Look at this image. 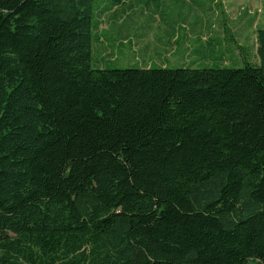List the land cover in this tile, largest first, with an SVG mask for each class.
Wrapping results in <instances>:
<instances>
[{"label": "trees", "instance_id": "1", "mask_svg": "<svg viewBox=\"0 0 264 264\" xmlns=\"http://www.w3.org/2000/svg\"><path fill=\"white\" fill-rule=\"evenodd\" d=\"M134 2L0 0V264H264V28L258 64L105 67Z\"/></svg>", "mask_w": 264, "mask_h": 264}, {"label": "crops", "instance_id": "2", "mask_svg": "<svg viewBox=\"0 0 264 264\" xmlns=\"http://www.w3.org/2000/svg\"><path fill=\"white\" fill-rule=\"evenodd\" d=\"M209 4L207 15L196 0H135L119 15V22L130 19V23L119 28L117 48L128 47L132 62H143L140 68L199 67L215 56L226 65L231 53L239 58L237 46L244 44L238 35L243 32L240 35L247 38L248 28L238 30L229 14L230 0H209ZM192 17L198 18L197 24Z\"/></svg>", "mask_w": 264, "mask_h": 264}, {"label": "rangeland", "instance_id": "3", "mask_svg": "<svg viewBox=\"0 0 264 264\" xmlns=\"http://www.w3.org/2000/svg\"><path fill=\"white\" fill-rule=\"evenodd\" d=\"M195 1V0H193ZM200 6L203 8L202 4L204 5L207 15L211 13V6L209 4V0H196ZM229 14L233 17V20L237 23L238 30L248 28V37L246 38L243 32L238 35L239 41L243 44H247L248 47H252V51L249 54V61L258 64L259 59L256 53V34L258 29L264 28V0H230ZM107 4V3H105ZM135 4V2L133 3ZM107 8L111 11H107L104 15L103 23L101 22L100 28L96 31V37H94V50L93 54L94 57H98L99 55H103L104 51L108 48L112 50L106 51L109 52L110 56L106 58V61L103 62L102 65L108 67L110 69H124L130 66H141L143 62L141 60H136L132 62L131 59V52L129 51L128 47L125 50L122 48H117V36L119 28H125L129 23L130 19H127L125 22H119V15L121 14L122 10L127 8V5L122 7L113 6L112 4H107ZM118 10V14H114L112 19L108 18V15L116 12ZM113 11V12H112ZM252 18V21L250 20ZM193 24L198 23L197 17H192ZM252 24V28L250 31V26ZM97 35L99 37H97ZM99 38V39H98ZM119 50V51H118ZM240 59V56H237ZM244 64L239 63V66H243Z\"/></svg>", "mask_w": 264, "mask_h": 264}]
</instances>
